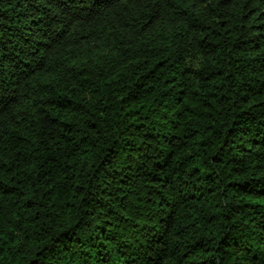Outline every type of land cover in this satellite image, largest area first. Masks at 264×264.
Listing matches in <instances>:
<instances>
[{"label":"trees","instance_id":"trees-1","mask_svg":"<svg viewBox=\"0 0 264 264\" xmlns=\"http://www.w3.org/2000/svg\"><path fill=\"white\" fill-rule=\"evenodd\" d=\"M0 264H264V0H0Z\"/></svg>","mask_w":264,"mask_h":264}]
</instances>
